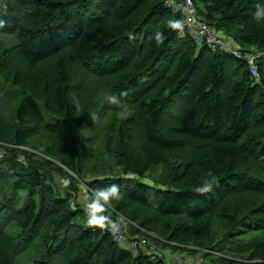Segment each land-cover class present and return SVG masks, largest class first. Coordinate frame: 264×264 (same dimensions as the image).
<instances>
[{
    "label": "trees",
    "instance_id": "trees-1",
    "mask_svg": "<svg viewBox=\"0 0 264 264\" xmlns=\"http://www.w3.org/2000/svg\"><path fill=\"white\" fill-rule=\"evenodd\" d=\"M31 1L20 12L0 0V35L17 40L27 70L48 63L56 70L44 80L40 69L22 75L20 67L9 68L11 49L0 50V89L12 82L23 91L14 121L0 127L6 152L0 159V264H19L37 240L43 250L31 264H169L162 250L201 255L207 264H264V56L254 83L247 61L233 53L252 46L264 51V22L253 18L264 0H194L199 17L229 50L198 47L186 31L170 29L168 22L182 16L166 0ZM156 32L166 37L163 45L155 43ZM72 61L114 78L108 91L126 93L127 118H118L119 107L108 102L101 109L84 102L70 83ZM26 82L45 99L25 94ZM5 94L0 110L11 98L8 88ZM101 113L105 121L98 120ZM92 128L91 136L107 131L102 148L117 157L116 168L89 164L99 157L87 151ZM41 130L59 138L67 161L57 165L36 151L32 139ZM176 152L181 158L170 159L163 181L150 179ZM126 171L135 178L121 177ZM213 178L207 191H197ZM111 185L119 189L111 219L130 241L152 244L154 253L123 247L104 228L85 226L82 193ZM124 200L165 225L128 222L115 209L126 216ZM233 242L239 245L229 248Z\"/></svg>",
    "mask_w": 264,
    "mask_h": 264
},
{
    "label": "rangeland",
    "instance_id": "rangeland-1",
    "mask_svg": "<svg viewBox=\"0 0 264 264\" xmlns=\"http://www.w3.org/2000/svg\"><path fill=\"white\" fill-rule=\"evenodd\" d=\"M9 1L14 3L15 11H20V12H21L22 7L24 9L27 4L28 5L32 4L31 0H9ZM97 8H99L98 7V1H96V3L94 4L92 11L97 12L98 11ZM102 16H103V14H102ZM4 48L7 49L8 51L11 49V52H9V56H8V60H7L8 62L12 60L9 64V68L14 67L15 65L17 67H20L22 69V72H21L22 75H24L25 73L36 74V72H39V69H40V72L43 73L42 78L44 80L45 78H50L52 76L51 75L52 72H54L56 70L54 65H51L50 63L40 65L37 68L33 67L32 70H27L28 67L23 62L21 55L18 53L17 40L14 38H10L8 36L0 35V50H2ZM72 62L75 63V61H72ZM72 70H73V73H71L70 83H72L74 85V87L80 88L78 90V93L83 98L84 102H87L91 99V101L93 102L92 104L93 105L96 104V109H101V106L107 102L106 97L110 93L108 91V87L111 85L114 78H111V77L106 78V77L101 76V75H96V74H94L93 71L89 70L86 66L76 64V63L74 64ZM75 70H77L78 72L75 73ZM24 85L27 87V91L25 92V94L28 91L29 92H35L36 96L39 98L40 101H43L45 99L46 96L43 93V91H41L40 89L35 90V88L28 82L24 83ZM6 88H8L11 91V98H8L6 107L3 110H0V115H1L0 116V127L6 126V125H11V122L14 121V119H15L14 114H15L16 108H17L19 102L21 101V99L23 97V91L21 90L20 85H16L12 82L6 83V85L2 89H0V92L5 94ZM95 112H96V110H95ZM128 112H129V109H128ZM96 113H99V112H96ZM105 118L102 117V113H101L98 120L105 121ZM95 131H96V129L92 128L90 131H87L85 134L87 144L90 145L87 148V151L89 153L91 151L93 153H96V154L99 153V157L97 159L92 160V162L89 164L97 162V164L99 166L98 169H104V168H108V167L116 168L117 167V164H116L117 157L113 153L107 152L106 147L102 148V147H104V136L106 135L107 131L103 130L100 134H98L96 136H91V135H93V133ZM2 134H3V137L5 138V140L10 141L7 138V136H8L7 133H2ZM83 136H84V134H83ZM89 136H90V139L88 138ZM0 143L4 145L3 142H0ZM32 144L38 153H41L45 156H48L49 158H52V160L55 163L61 162L60 159H62V161H64V162L68 160V159L66 160L67 156H66V151H65L64 145L59 140V138L57 136H55L54 134H51V133H48V132L42 131V130L38 131L37 134L35 135V137L32 139ZM0 147H2V146L0 145ZM4 154H6V152ZM178 155H179V152L172 153V154H170V158L168 160V163L165 166L154 167L153 170H151L150 174L148 175V176H150V179L160 178L163 181V178L166 175L168 168L170 166H172L170 159L173 158L174 160L175 159L180 160L181 157L179 158ZM19 156H21V155L19 154ZM38 160L39 159H36V161H38ZM62 166L65 167V165H63V164H62ZM45 167H46L45 169L47 171H49V174L51 177H53V178L57 177V175L55 173H52L53 171L51 169V167H52L51 165L45 164ZM120 171H121V169H119L118 171H115L114 173L119 175L121 173ZM126 173L127 174L121 175V177H125L128 179L135 178V175L132 176V172L126 171ZM54 174H55V176H53ZM71 174L74 175V173H71ZM101 175H103V174H101ZM57 179H58V177H57ZM60 184L64 185L62 182ZM151 192H154V190H151ZM85 198L87 199L88 195H85ZM114 200H117V199H114ZM112 204H113V202H112ZM123 207H124V211L126 213V216L118 208L115 207V209L118 213H121L122 217L126 218L128 220V222L131 221L132 223L135 224L137 222L141 223L142 221H145V223H150L151 225H154V226H164L165 225V221L161 219L162 217L160 218V217H158L157 214H155V215L152 214L146 207L134 205V204L126 202L125 200H124V206ZM144 226L147 227L146 224ZM159 229H161V227ZM19 230L20 229L17 226L11 230V234L13 236H16L18 234ZM163 230H158V231H163ZM227 245H228V243L223 244V246H227ZM237 245H239L238 242L229 243V248H235ZM42 250H43V246H42V243L40 240L32 242V246H31L29 252L27 254L25 253L24 255L20 256L19 264H31V261L34 258L39 257L40 252ZM223 250L226 251L227 248H224ZM165 256H166L165 259L167 260V262L169 264H176L174 259H172V256H170V255H165ZM198 256H200V255H198ZM187 257L190 259V260L187 259L190 262L189 264H192L196 259L195 256H187ZM230 258H233V257H230Z\"/></svg>",
    "mask_w": 264,
    "mask_h": 264
},
{
    "label": "clouds",
    "instance_id": "clouds-1",
    "mask_svg": "<svg viewBox=\"0 0 264 264\" xmlns=\"http://www.w3.org/2000/svg\"><path fill=\"white\" fill-rule=\"evenodd\" d=\"M197 8V7H196ZM198 10V9H197ZM253 18L255 19V21L257 23H261L264 22V2H258L255 5V11L253 12ZM182 18L180 19H174V20H170L168 22V26L170 29H174V30H179L182 28ZM211 25V24H210ZM214 27V26H213ZM215 28V27H214ZM216 29V28H215ZM186 31V30H185ZM184 32V31H182ZM187 32V31H186ZM188 33V32H187ZM189 34V33H188ZM190 35V34H189ZM219 35V34H218ZM191 36V35H190ZM192 37V36H191ZM166 37H164V35L160 32H156L154 34V40L155 43L160 46L163 45L164 39ZM193 39V37H192ZM196 44V43H195ZM197 45V44H196ZM198 46V45H197ZM229 46V45H228ZM199 47V46H198ZM200 47H204V46H200ZM208 47V46H206ZM254 47V46H252ZM251 47V48H252ZM210 48V47H209ZM250 48V49H251ZM248 49V50H250ZM256 49V48H255ZM213 50V49H212ZM242 51H247V50H242ZM264 52V51H263ZM264 56V55H263ZM237 57V56H236ZM262 57V56H261ZM260 57V58H261ZM238 58V57H237ZM259 58V59H260ZM242 60H246L248 63V67H249V71H250V64L248 62L247 59L244 58H239ZM258 59V60H259ZM258 60L256 61V65L258 67ZM258 71H259V67H258ZM251 74V71H250ZM252 75V74H251ZM253 77V76H252ZM254 83H256L257 81H259L260 79V71H259V79L257 80L256 78H254ZM126 95V93L121 92L119 94L113 93V94H109L106 97V100L109 104L111 105H116L119 107V110L117 111V117L121 118V119H125L127 118L128 115V109L126 107L123 106L122 101H121V97ZM5 150V149H4ZM132 175L134 176V174L132 173ZM65 184L67 183L66 180ZM214 182V178L212 181L209 180H205V187L204 188H199L197 189V191H207L210 186L211 183ZM85 195H88V198H85ZM119 197V189L116 185H111V186H105L102 188L97 189L96 191H92L91 195L88 192H84L82 193L81 199L84 201L85 203V209H84V216H85V226L86 227H99V228H104L106 226H108V223L106 222H111V217L108 214L109 209L111 208V202L114 199H118ZM116 221V220H115ZM121 224V223H120ZM122 225V224H121ZM123 227V225H122ZM124 228V227H123ZM125 230V229H124ZM126 236L128 237L126 231H125ZM135 239H139V236H136ZM117 240V239H116ZM118 242V241H117ZM119 243V242H118ZM120 244V243H119ZM132 245V248H135L136 245H141L142 248L146 249L149 248L150 250L152 249V253H154L155 249L153 247L152 244L148 245V243L146 244L144 241H130L129 237H128V243L126 244L125 247H127L128 245ZM121 245V244H120ZM124 247V246H123ZM162 253H165V255H170L172 256V259H174L176 264H189L190 262L188 260H190L187 255H182L179 253H171L170 250H162ZM177 256H180L183 260L180 261ZM195 261L192 264H195V262L197 260H203V258L200 256H195ZM188 259V260H187ZM203 262L205 264H207L204 260Z\"/></svg>",
    "mask_w": 264,
    "mask_h": 264
},
{
    "label": "built area",
    "instance_id": "built-area-1",
    "mask_svg": "<svg viewBox=\"0 0 264 264\" xmlns=\"http://www.w3.org/2000/svg\"><path fill=\"white\" fill-rule=\"evenodd\" d=\"M166 6L172 9L175 13H179L182 16V31H187L192 37L194 42L200 46H208L213 50L224 49L229 50V47L220 38L216 29L210 25L207 21L202 20L199 17L198 10L196 8L194 0H166ZM233 53L238 58L247 59L250 64V71L254 78L259 79V71L256 65V61L264 55L263 51H259L252 47L250 50L241 51L239 49H233ZM5 150L0 147V159L5 155ZM23 159V158H22ZM133 176V175H132ZM108 226L104 227V231L109 232L114 236L117 241L126 246L128 243V237L125 234V230L120 222L111 219ZM177 258L182 261L180 256ZM195 264H205L203 260H197Z\"/></svg>",
    "mask_w": 264,
    "mask_h": 264
},
{
    "label": "bare ground",
    "instance_id": "bare-ground-1",
    "mask_svg": "<svg viewBox=\"0 0 264 264\" xmlns=\"http://www.w3.org/2000/svg\"><path fill=\"white\" fill-rule=\"evenodd\" d=\"M201 16H202V15H201ZM18 158H20V159H21V158H23V157H22V156H19ZM260 183H261V182H260Z\"/></svg>",
    "mask_w": 264,
    "mask_h": 264
}]
</instances>
